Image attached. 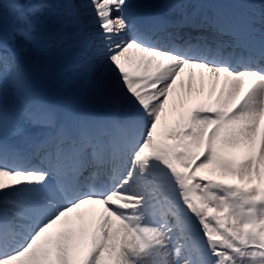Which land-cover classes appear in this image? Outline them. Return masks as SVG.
<instances>
[{"label": "snow or ice", "instance_id": "1", "mask_svg": "<svg viewBox=\"0 0 264 264\" xmlns=\"http://www.w3.org/2000/svg\"><path fill=\"white\" fill-rule=\"evenodd\" d=\"M0 264H264V0H0Z\"/></svg>", "mask_w": 264, "mask_h": 264}, {"label": "rangeland", "instance_id": "2", "mask_svg": "<svg viewBox=\"0 0 264 264\" xmlns=\"http://www.w3.org/2000/svg\"><path fill=\"white\" fill-rule=\"evenodd\" d=\"M34 68H36V67H34ZM36 75L38 76L39 81H40V70L39 69H38V73Z\"/></svg>", "mask_w": 264, "mask_h": 264}, {"label": "bare ground", "instance_id": "3", "mask_svg": "<svg viewBox=\"0 0 264 264\" xmlns=\"http://www.w3.org/2000/svg\"><path fill=\"white\" fill-rule=\"evenodd\" d=\"M185 79H186V76H185Z\"/></svg>", "mask_w": 264, "mask_h": 264}]
</instances>
